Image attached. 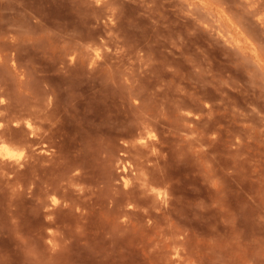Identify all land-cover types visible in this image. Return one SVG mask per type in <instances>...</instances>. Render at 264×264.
Wrapping results in <instances>:
<instances>
[{"label":"rangeland","instance_id":"obj_1","mask_svg":"<svg viewBox=\"0 0 264 264\" xmlns=\"http://www.w3.org/2000/svg\"><path fill=\"white\" fill-rule=\"evenodd\" d=\"M137 134L161 200L128 206ZM4 146L0 264H264V0H0Z\"/></svg>","mask_w":264,"mask_h":264},{"label":"bare ground","instance_id":"obj_2","mask_svg":"<svg viewBox=\"0 0 264 264\" xmlns=\"http://www.w3.org/2000/svg\"><path fill=\"white\" fill-rule=\"evenodd\" d=\"M239 49V48H238ZM97 56V55H96ZM95 57V56H94ZM98 58V57H97ZM94 59H96V58H94ZM260 67V66H259ZM261 68V67H260ZM69 83V82H68ZM85 83V82H84ZM80 84V83H79ZM82 84V83H81ZM70 86H71V83H70ZM73 86V85H72ZM66 87V86H65ZM74 90H70L69 92L71 93V95L69 94V99H70V101L72 100V99H74L75 98V96H77L78 94H73V93H75V92H73ZM51 93V92H50ZM50 95V94H49ZM51 95H54V93H51ZM85 96V95H84ZM46 97H47V95H46ZM82 98V97H81ZM49 99H51V98H49ZM78 99V98H77ZM131 99V98H130ZM129 99V100H130ZM55 100V99H54ZM53 99H52V101H54ZM75 100V99H74ZM73 100V101H74ZM81 100V99H80ZM48 101V100H47ZM79 101V100H78ZM132 100H130V102H131ZM135 101H137V100H135ZM82 102H83V99H82ZM136 103V102H135ZM69 104V103H68ZM59 105V104H58ZM73 105H74V102H73ZM132 105V104H131ZM66 106V105H65ZM71 106V105H70ZM74 106H77L76 104L74 105ZM85 106V105H84ZM87 106V105H86ZM49 107V106H48ZM68 106H66V109L68 110V108H67ZM136 108V107H135ZM88 109V108H87ZM181 109V108H180ZM180 109H176V110H179L180 111ZM46 110V109H45ZM69 111V110H68ZM67 111V112H68ZM72 111V110H71ZM181 111H183V109L181 110ZM23 112H25V111H23ZM66 112V113H67ZM40 113V112H39ZM183 113V112H182ZM38 114V113H37ZM41 114V113H40ZM45 114V113H44ZM44 114H42V115H38V116H35L37 119H38V121H39V129H35L33 126L35 125H32L33 124V120H32V123L30 122V120L27 118V120H25V122H24V127H23V129L25 128L26 130V133H28V135L27 136H29L30 138L28 139H26V138H22V139H20L21 140V142L23 143V145H25L26 146V148L29 150V152L32 154L34 151L32 150V148H30V147H32V146H36V145H38V146H40V145H42V146H45V144L46 143H48V145H50V144H52V138H51V134L48 136V135H46L47 133V131L44 133V131L47 129L46 127H45V129H43V127H44V125L41 123L43 120H44V117H45V115ZM47 114V113H46ZM188 114V113H187ZM177 115V114H176ZM31 116V115H30ZM48 116V115H47ZM75 116V115H74ZM86 116V115H85ZM183 116V115H182ZM181 116V117H182ZM190 117V116H189ZM33 118V117H32ZM46 118V117H45ZM49 118V117H48ZM147 118V117H146ZM56 119H57V117H56ZM34 120H36V119H34ZM60 120V119H59ZM84 120V119H83ZM158 120V119H157ZM56 121V120H55ZM185 121V120H184ZM183 121V122H184ZM186 121H187V119H186ZM35 122V121H34ZM136 122V121H135ZM50 123V122H49ZM152 123H154V122H152ZM185 123V122H184ZM50 124H52L53 125V123H52V120H51V123ZM147 124H148V121L145 119V120H141L140 122H139V129H145V128H147ZM37 125V126H38ZM16 126V125H15ZM210 126V125H209ZM51 128V127H50ZM40 129H42L41 131H40ZM11 133L12 132H15V130H9ZM24 131V130H23ZM50 131V130H49ZM9 132V133H10ZM216 132V131H215ZM167 138V137H166ZM19 140V139H18ZM132 141V140H131ZM46 142V143H45ZM159 142V141H158ZM166 141H164V143H165ZM50 143V144H49ZM10 144V143H9ZM161 144V143H160ZM169 144V143H168ZM167 144V145H168ZM56 145V144H55ZM52 146V145H51ZM128 146L130 147V148H133V149H135V152L137 153V151L136 150H141V149H146V153H147V155H145L144 154V156L143 155H137V158H139V159H141V161H139V163H138V166H135V167H130L131 166V164H130V168L128 167V165H129V163L127 164V167H126V165L124 164V165H121V171H122V175H121V177H120V183H121V187H122V192L126 195V197L124 198L125 199V203L128 205V206H132V205H130V204H133L135 201L137 202V199H142L141 197L143 196V197H145L147 194L148 195H150V197L151 198H153V199H155V200H159L160 199V194L159 193H154V191H155V188H154V185L156 184L155 182L157 181V179H156V177L154 176V174L153 173H151L150 172V167L147 165V163L149 162V158H148V156H150V155H148L149 153L150 154H153V152H155L154 150H155V147H156V144H155V142H148L147 140L145 141L139 134H137V137H136V140L135 141H132V142H129L128 143ZM40 149H38V153H42V152H45L46 150H43L42 148H44V147H39ZM33 152H32V151ZM130 151V150H129ZM163 151V150H162ZM132 152V151H131ZM55 153V152H54ZM53 153V154H54ZM163 153V152H162ZM13 154V152L11 151V149L8 147V146H4V147H2L1 149H0V163H1V167L0 168H5V170H6V166L8 167L7 169L8 170H11V172H12V170H14V168L15 167H20L21 166V164H29L30 165V161H25V162H18L17 161V159L15 160V159H9L8 157L10 156V155H12ZM158 154H159V151H158ZM161 155V154H160ZM165 155V154H164ZM15 156H16V154H15ZM31 156V155H30ZM35 158L36 157V159H37V157H41L42 158V156L41 155H32L31 156V158ZM34 158H33V160H34ZM63 158V157H62ZM155 158H157V157H155ZM39 159V158H38ZM60 159V158H59ZM31 160V162H32V159H30ZM46 160V159H45ZM47 161V160H46ZM34 162V161H33ZM37 162V161H36ZM75 162V161H74ZM43 163V162H42ZM78 163V162H77ZM81 163V162H80ZM80 163H78V165H79V168H81L80 167ZM35 164V163H34ZM37 164V163H36ZM36 164H35V166H36ZM39 164V163H38ZM37 164V165H38ZM65 164V163H64ZM59 165H57L56 167L59 169V167H58ZM63 166V165H62ZM72 166H73V164H72ZM160 166V165H159ZM29 168H33L34 167V165H30V166H28ZM41 167V166H40ZM21 168V167H20ZM44 168V167H43ZM56 168V169H57ZM61 168V167H60ZM76 168H78L77 167V164L75 165V166H73L72 167V169H70V170H75ZM83 168V167H82ZM162 168V167H161ZM16 169V168H15ZM18 169V168H17ZM16 169V170H17ZM47 169V168H46ZM4 170V169H3ZM5 170L2 172V173H4V174H6V173H8V171L7 172H5ZM15 170V171H16ZM37 170V169H36ZM63 170H65V169H63ZM62 170V171H63ZM69 170V169H68ZM70 170H69V172H70ZM31 171L32 170H30V173H31ZM33 171H35V170H33ZM38 171V170H37ZM37 171H35V172H37ZM46 171V170H45ZM57 171V170H56ZM76 171V170H75ZM79 171V170H78ZM19 171L17 170V172H12L11 174H15V173H17L18 175H19V173H18ZM35 172H33V173H35ZM39 172V171H38ZM54 173H55V171H53ZM64 172H66V171H64ZM68 172V171H67ZM40 173V172H39ZM45 173V172H44ZM10 174V173H9ZM10 174V175H11ZM17 174H15L16 176H18ZM22 174V173H21ZM52 174V173H51ZM63 174V173H62ZM62 174H60V175H62ZM82 174V173H81ZM81 174H67L65 177H64V175H63V178H59L57 181H55L54 183H53V185H52V182H50L51 183V185H52V187H50V189H52V188H55L56 186H60L61 185V182H63L64 181V183H66L67 185H70V184H73V183H76V180H78V178L80 177V176H78V175H81ZM25 175H27L26 173H25ZM29 176H27L26 178L24 177V180H23V182L25 183V185H26V188H29L30 189V187H27V186H30V185H35V182H34V179H33V176L32 175H30V174H28ZM49 175V174H48ZM7 176H8V174H7ZM22 176H24V175H22ZM21 176V177H22ZM39 176V175H38ZM85 176V175H84ZM162 176V175H161ZM40 177V176H39ZM90 177V176H89ZM158 179H160V176H159V178ZM163 179H164V177H163ZM162 179V180H163ZM81 180V179H80ZM85 180V179H84ZM96 180H98V178L96 179ZM47 181V180H46ZM84 182H87V181H84ZM101 182V181H100ZM44 186L45 185H48L49 183L47 182H45L44 181ZM60 183V184H59ZM105 183V182H104ZM133 183V187H130L129 188V186L131 185ZM158 183V182H157ZM163 183V182H162ZM166 183V182H165ZM39 184V183H38ZM81 184V183H80ZM82 184H83V181H82ZM92 184V183H91ZM94 184V183H93ZM96 184H97V182H96ZM99 184V183H98ZM50 185V184H49ZM48 185V186H49ZM64 185V184H63ZM78 185V184H77ZM102 185H103V183H102ZM44 186H42V187H44ZM107 186V185H106ZM160 186V185H159ZM61 187L62 188H64V187H66V186H62L61 185ZM60 187V188H61ZM109 188V187H108ZM33 189V188H32ZM57 189V188H56ZM67 189V188H66ZM116 189V188H115ZM114 189V190H115ZM82 190V189H81ZM99 190H100V188H99ZM28 191V190H27ZM39 191V190H38ZM64 191V190H63ZM89 191V190H88ZM97 191V190H96ZM117 191V190H116ZM31 192V191H30ZM55 192V191H54ZM70 192V191H69ZM101 192V191H100ZM34 193V192H33ZM40 193V192H39ZM114 193V192H113ZM37 194V193H36ZM81 194V193H80ZM110 195V194H109ZM148 195H147V197H148ZM35 196V195H34ZM46 195H44V197H45ZM53 197H54V195H53ZM149 197V198H150ZM36 198V197H35ZM38 199H39V197H38ZM108 199H109V197H108ZM116 199V198H115ZM147 199V198H146ZM161 200V199H160ZM38 201V200H37ZM118 201H119V199H118ZM36 202V201H35ZM41 202V201H40ZM91 202V201H90ZM114 202V201H113ZM117 202V201H116ZM115 202V203H116ZM62 203V202H61ZM119 203H120V201H119ZM157 203H159L158 201H157ZM41 204V203H40ZM45 204V203H44ZM52 204L54 205V209L56 210V207H57V205L55 206V201H52ZM66 204V203H65ZM75 204V203H74ZM138 204V203H137ZM156 204V203H155ZM39 205V204H38ZM42 205V204H41ZM59 205V204H58ZM68 205V204H67ZM66 205V206H67ZM113 205V204H112ZM65 206V207H66ZM69 206V205H68ZM95 206V205H94ZM136 206H139V204L138 205H136ZM144 206V205H143ZM85 207V206H84ZM51 208V207H50ZM67 208H69L70 209V206L69 207H67ZM78 208V207H77ZM81 208V207H80ZM122 208V207H121ZM147 209V208H146ZM161 209V208H160ZM163 209V208H162ZM39 210V208L37 209V211ZM84 210V209H83ZM49 211V210H48ZM50 211H52V209L50 210ZM126 212V211H125ZM56 213V212H55ZM78 213V212H77ZM148 213V212H147ZM151 213V212H150ZM149 213V214H150ZM49 215V214H48ZM51 215V214H50ZM49 215V216H50ZM151 215V214H150ZM150 215H148V216H150ZM53 216V215H52ZM142 216V215H141ZM147 216V217H148ZM155 216V215H154ZM145 217V216H144ZM126 218V217H125Z\"/></svg>","mask_w":264,"mask_h":264},{"label":"snow or ice","instance_id":"obj_3","mask_svg":"<svg viewBox=\"0 0 264 264\" xmlns=\"http://www.w3.org/2000/svg\"><path fill=\"white\" fill-rule=\"evenodd\" d=\"M22 155V154H21ZM9 159H15V158H17L14 154H12V155H10L9 157H8Z\"/></svg>","mask_w":264,"mask_h":264}]
</instances>
